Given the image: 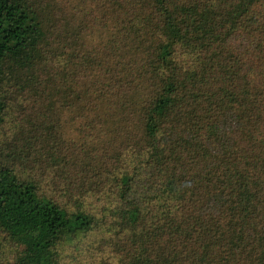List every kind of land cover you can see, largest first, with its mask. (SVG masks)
<instances>
[{
    "label": "trees",
    "instance_id": "16d2710c",
    "mask_svg": "<svg viewBox=\"0 0 264 264\" xmlns=\"http://www.w3.org/2000/svg\"><path fill=\"white\" fill-rule=\"evenodd\" d=\"M0 264H264V0H0Z\"/></svg>",
    "mask_w": 264,
    "mask_h": 264
}]
</instances>
